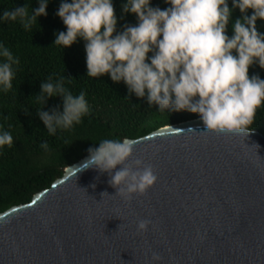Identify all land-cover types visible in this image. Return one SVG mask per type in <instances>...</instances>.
<instances>
[{
	"label": "water",
	"instance_id": "95a60500",
	"mask_svg": "<svg viewBox=\"0 0 264 264\" xmlns=\"http://www.w3.org/2000/svg\"><path fill=\"white\" fill-rule=\"evenodd\" d=\"M249 130L197 117L126 138L158 177L130 201L83 156L0 212V264H264V134Z\"/></svg>",
	"mask_w": 264,
	"mask_h": 264
},
{
	"label": "clouds",
	"instance_id": "9594fccd",
	"mask_svg": "<svg viewBox=\"0 0 264 264\" xmlns=\"http://www.w3.org/2000/svg\"><path fill=\"white\" fill-rule=\"evenodd\" d=\"M165 2L170 6L161 9L151 6V0H127L123 12L136 14L138 23L125 24L123 31L117 32L113 0H63L56 14L67 31L59 32L54 44L70 47L78 37L83 38L87 76L110 74L114 82L127 85L129 96L146 97L150 106L159 105V111L198 113L206 131L247 136L257 109L264 104V79L249 75L255 64L264 68V33L257 29V20L264 19V0H233V8L244 15L232 25L231 37L227 28L233 9L228 0ZM47 6L48 0H39V7L31 14L26 4L5 10L0 19H19L24 29L31 31L38 17L47 15ZM249 9L253 10L251 15L247 14ZM0 57L4 58L0 62V88L8 92L13 87V65L20 61L2 44ZM54 96L63 98V111L38 109L50 135H56L58 129H73L89 112L86 93L73 95L63 77L42 82L36 101L44 105ZM5 145H13L8 131L0 133V148ZM41 147L47 150L48 143H41ZM134 151L129 139H104L99 147L89 149L83 168L108 173V183L117 189L116 195L130 201L132 194H145L158 179L151 165L131 159ZM149 223L141 219L138 230L146 231ZM153 258L160 257L154 253Z\"/></svg>",
	"mask_w": 264,
	"mask_h": 264
},
{
	"label": "trees",
	"instance_id": "16d2710c",
	"mask_svg": "<svg viewBox=\"0 0 264 264\" xmlns=\"http://www.w3.org/2000/svg\"><path fill=\"white\" fill-rule=\"evenodd\" d=\"M63 0H48L47 15L40 16L31 31L17 21L0 19V44L7 47L20 63L13 65V87L4 92L0 88V133L8 131L13 136V145L0 148V212L6 208L28 202L35 192L49 187L64 168L85 155L89 149L99 147L104 139L123 140L144 135L160 126L200 117L187 110L159 111V105H149L147 98L129 96L127 85L114 82L110 74L94 78L87 76L85 41L83 38L70 47L57 46L54 41L66 25L56 14ZM72 2V0H67ZM127 0H113L118 23L117 32L125 24L136 25L134 13H124L122 5ZM29 6V12L39 7V0H0V17L5 10ZM232 16L227 35H233L232 25L244 15L233 8L228 0ZM151 6L166 9L165 0H151ZM252 9L247 14L251 15ZM257 29L264 33V19L257 20ZM151 56L152 53H149ZM4 58L0 57V62ZM150 62V61H149ZM264 79V68L258 64L250 67L249 75ZM64 78L65 87L73 95L86 93L89 112L80 124L71 130H59L50 135L38 115L58 108L63 111L61 96L48 97L42 105L36 101L41 93L42 82L48 78ZM250 129L264 134V104L257 109ZM47 142L48 149L41 147Z\"/></svg>",
	"mask_w": 264,
	"mask_h": 264
}]
</instances>
